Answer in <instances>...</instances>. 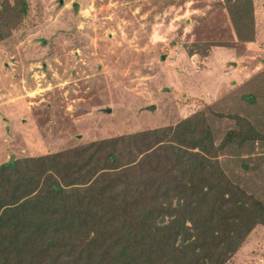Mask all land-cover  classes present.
Returning a JSON list of instances; mask_svg holds the SVG:
<instances>
[{
  "label": "rangeland",
  "instance_id": "obj_1",
  "mask_svg": "<svg viewBox=\"0 0 264 264\" xmlns=\"http://www.w3.org/2000/svg\"><path fill=\"white\" fill-rule=\"evenodd\" d=\"M27 2L23 23L0 42V165L200 110L217 142L234 126L229 115L264 133V0H252L250 43L237 41L227 0ZM219 161L264 203V145ZM227 264H264V226Z\"/></svg>",
  "mask_w": 264,
  "mask_h": 264
},
{
  "label": "trees",
  "instance_id": "obj_2",
  "mask_svg": "<svg viewBox=\"0 0 264 264\" xmlns=\"http://www.w3.org/2000/svg\"><path fill=\"white\" fill-rule=\"evenodd\" d=\"M226 9L237 41L253 42L252 0ZM27 12V0H0V42ZM229 118L218 142L200 110L173 126L1 164L0 264H227L264 226V203L219 161L228 149L263 146L264 133Z\"/></svg>",
  "mask_w": 264,
  "mask_h": 264
},
{
  "label": "water",
  "instance_id": "obj_3",
  "mask_svg": "<svg viewBox=\"0 0 264 264\" xmlns=\"http://www.w3.org/2000/svg\"><path fill=\"white\" fill-rule=\"evenodd\" d=\"M146 109L149 110V111H151V110L154 109V106H148Z\"/></svg>",
  "mask_w": 264,
  "mask_h": 264
}]
</instances>
